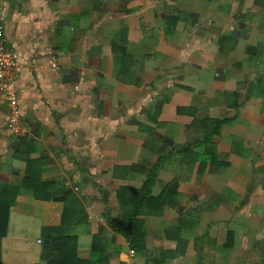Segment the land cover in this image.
<instances>
[{"label": "crops", "instance_id": "obj_1", "mask_svg": "<svg viewBox=\"0 0 264 264\" xmlns=\"http://www.w3.org/2000/svg\"><path fill=\"white\" fill-rule=\"evenodd\" d=\"M0 23L24 64L20 133L0 96V190L19 189L8 264H47L45 233L67 207L83 262L264 264V0H4ZM125 211L142 224L138 249Z\"/></svg>", "mask_w": 264, "mask_h": 264}, {"label": "trees", "instance_id": "obj_2", "mask_svg": "<svg viewBox=\"0 0 264 264\" xmlns=\"http://www.w3.org/2000/svg\"><path fill=\"white\" fill-rule=\"evenodd\" d=\"M124 54H126V50L123 51ZM209 123H213L215 125V128L213 131L208 132V136L205 139V143H207V147L210 149L213 146V137L218 132V128L226 122L225 120H219V121H207ZM193 154L192 148L187 147L185 148L180 154ZM196 160H191L192 163L200 162V168H203L206 166V164L211 163L212 161V152L209 150L204 155H196ZM30 168V167H29ZM154 172V171H153ZM153 172L150 173V177L148 181L145 183L143 189H142V195L144 202L148 200L150 195V188L153 185L154 180V174ZM52 184L49 183H43L41 181H38L35 183L34 176L32 173H29L27 176V179L25 180L24 186L31 188L33 191L35 197L39 200H45L50 201L54 197V193L50 194V190L48 192H45L46 186H50ZM178 185V182L172 183V185L169 187L167 192L165 194H169L170 192L174 191L176 189V186ZM19 193L18 188L9 187L7 186L5 189L0 190V264H3V258H2V239L5 238L8 234L9 229V222H10V214H11V208L14 203V200L16 196ZM63 201L68 202V205L71 203L70 198H74L71 191H64L63 193ZM164 197L159 198L156 201V204H163L164 203ZM76 202L77 200L74 199ZM166 203V200H165ZM168 203V201H167ZM164 205V204H163ZM140 207V206H139ZM141 209V207H140ZM141 212V211H140ZM69 210L68 207L65 209V214L63 215V222L62 225L59 228H50L47 230V233H45V243H44V255L45 258H47V264H99L104 263V257H100L101 255H96L94 253L93 258L88 262L80 261L75 257V251L73 248V241H75L74 238H69L66 236V220L69 216ZM138 214H130L128 211L124 212L123 216V223H122V231L121 233L129 240V243L131 247L138 249L139 248V241L142 237L141 233V222L137 218ZM79 220L76 221L75 224H77ZM74 224V223H73ZM54 235H57L58 238L54 239Z\"/></svg>", "mask_w": 264, "mask_h": 264}, {"label": "built area", "instance_id": "obj_3", "mask_svg": "<svg viewBox=\"0 0 264 264\" xmlns=\"http://www.w3.org/2000/svg\"><path fill=\"white\" fill-rule=\"evenodd\" d=\"M4 0H0V4ZM24 68L13 51L7 46L5 40V27L0 23V96L4 97L10 107L9 128L14 133L21 132L22 113L19 106L18 96L11 89L13 81ZM75 191L79 188L75 187Z\"/></svg>", "mask_w": 264, "mask_h": 264}, {"label": "rangeland", "instance_id": "obj_4", "mask_svg": "<svg viewBox=\"0 0 264 264\" xmlns=\"http://www.w3.org/2000/svg\"><path fill=\"white\" fill-rule=\"evenodd\" d=\"M4 258V257H3ZM8 261H10V258L5 257L4 258V264H8Z\"/></svg>", "mask_w": 264, "mask_h": 264}]
</instances>
